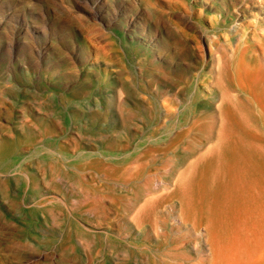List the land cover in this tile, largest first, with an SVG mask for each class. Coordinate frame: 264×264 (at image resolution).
Returning a JSON list of instances; mask_svg holds the SVG:
<instances>
[{
    "label": "rangeland",
    "instance_id": "374dc122",
    "mask_svg": "<svg viewBox=\"0 0 264 264\" xmlns=\"http://www.w3.org/2000/svg\"><path fill=\"white\" fill-rule=\"evenodd\" d=\"M263 20L0 0V264H264Z\"/></svg>",
    "mask_w": 264,
    "mask_h": 264
},
{
    "label": "bare ground",
    "instance_id": "6f19581e",
    "mask_svg": "<svg viewBox=\"0 0 264 264\" xmlns=\"http://www.w3.org/2000/svg\"><path fill=\"white\" fill-rule=\"evenodd\" d=\"M219 1V0H218ZM230 1V0H229ZM222 2V1H221ZM220 2V3H221ZM205 3V2H204ZM228 3V2H227ZM222 4V3H221ZM199 5V4H198ZM261 5V4H260ZM173 6V5H172ZM209 7V6H208ZM251 7V6H250ZM258 7V6H257ZM188 9V8H187ZM182 10V9H181ZM226 10V9H225ZM233 10V9H232ZM225 13V12H224ZM243 13V12H242ZM239 15V14H238ZM177 16V15H176ZM236 17V16H235ZM196 18V17H195ZM237 18V17H236ZM203 19V18H202ZM207 19H209L210 20V18H208L207 17ZM259 19V18H258ZM185 20V19H184ZM191 20V19H190ZM189 20V21H190ZM186 21V20H185ZM208 21V20H207ZM264 21V20H263ZM238 22V21H237ZM188 23H190V22H187V24ZM235 23V22H234ZM248 25V24H247ZM193 26H195V25H193ZM231 27V26H230ZM155 28V27H154ZM159 29V28H158ZM260 34V33H259ZM213 35V34H212ZM263 35V34H262ZM261 35V36H262ZM209 36V35H208ZM206 37V41H207V43L211 46L212 44V37ZM200 38V37H199ZM153 40H155V39H153ZM195 41V37H193L192 35L191 36H189L188 37V42H194ZM158 42V41H157ZM202 43V42H201ZM202 48V47H201ZM208 48V47H207ZM250 48H252V53H250L249 52V54H248V51L250 50ZM258 55H264V51H263V48L261 49V46L260 47H257L256 48V45L253 43L252 45H249V44H247V43H244L242 46H241V52L239 53V68H241V66H242V59L244 58V57H246V56H249V57H256V56H258ZM203 56V55H202ZM195 60V59H194ZM196 61V60H195ZM253 62H254V60H253ZM190 65V64H189ZM182 70V69H181ZM263 72V71H262ZM227 102H229V101H227ZM164 107H165V109L168 111L169 110V106L167 105V104H164ZM225 121H226V119H225ZM223 123H224V121H223ZM222 124V123H221ZM221 124H220V127H221ZM226 126V125H225ZM219 129V128H218ZM223 130H221L220 132H222ZM218 132H219V130H218ZM219 132V133H220ZM0 155H1V152H0ZM3 155H1L0 157H2ZM251 162V161H250ZM239 176V175H238ZM240 181V180H239ZM158 182V181H157ZM160 182V181H159ZM155 183V182H154ZM181 221V220H180ZM244 247H245V245H243ZM257 251V250H256ZM255 252V251H254ZM259 254V253H258ZM257 254V255H258ZM242 256V255H241ZM260 257V256H259ZM242 259V258H241ZM253 259H254V257H253ZM228 264V263H227Z\"/></svg>",
    "mask_w": 264,
    "mask_h": 264
}]
</instances>
